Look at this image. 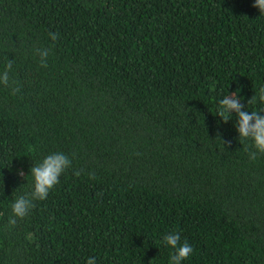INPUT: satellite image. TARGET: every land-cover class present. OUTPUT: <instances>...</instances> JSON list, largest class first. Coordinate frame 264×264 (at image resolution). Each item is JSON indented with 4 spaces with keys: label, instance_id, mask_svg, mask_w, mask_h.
<instances>
[{
    "label": "trees",
    "instance_id": "16d2710c",
    "mask_svg": "<svg viewBox=\"0 0 264 264\" xmlns=\"http://www.w3.org/2000/svg\"><path fill=\"white\" fill-rule=\"evenodd\" d=\"M254 3L0 0V264H169L171 232L181 264H264V153L218 116L233 92L264 111ZM53 153L71 166L9 226Z\"/></svg>",
    "mask_w": 264,
    "mask_h": 264
},
{
    "label": "clouds",
    "instance_id": "9594fccd",
    "mask_svg": "<svg viewBox=\"0 0 264 264\" xmlns=\"http://www.w3.org/2000/svg\"><path fill=\"white\" fill-rule=\"evenodd\" d=\"M253 7L257 8L261 14H264V0H255ZM50 38L55 41L57 35L49 33ZM37 54L41 59V66L47 67L46 59L48 56L47 49L37 50ZM12 67V60L8 61L7 69L0 74V83L8 84V70ZM18 89H13L15 93ZM256 96L254 95L248 104L254 103ZM259 101L264 102V87L259 89ZM235 113L237 117L236 131L239 135V140H251L252 148L255 151L249 152L251 160L256 159V152L264 153V111L262 112H249L244 109L241 100L235 92L223 96L218 104V116L226 117L232 116ZM225 121V120H224ZM226 120L225 122H227ZM71 166L70 158L64 153H53L47 155L40 163L35 164L30 169L32 177L31 191L25 195L16 198L11 206L12 216L9 218V226L16 224V218L23 219L29 211L35 206L34 201L45 200L50 191L59 183L61 175L67 168ZM24 176L21 171L18 173ZM79 175V173H76ZM163 243L165 246L172 249L169 257V264H181L182 261L187 259L193 252V248L184 241L181 243L179 233L171 232L164 236ZM87 264H96L94 258H89Z\"/></svg>",
    "mask_w": 264,
    "mask_h": 264
}]
</instances>
